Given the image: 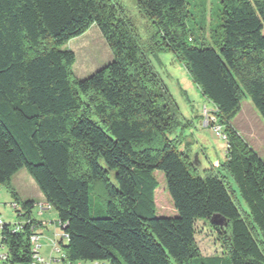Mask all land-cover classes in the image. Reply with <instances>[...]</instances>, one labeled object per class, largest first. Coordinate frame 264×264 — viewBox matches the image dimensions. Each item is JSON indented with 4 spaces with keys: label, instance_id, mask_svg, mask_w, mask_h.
<instances>
[{
    "label": "trees",
    "instance_id": "16d2710c",
    "mask_svg": "<svg viewBox=\"0 0 264 264\" xmlns=\"http://www.w3.org/2000/svg\"><path fill=\"white\" fill-rule=\"evenodd\" d=\"M135 1L155 29L147 47L112 0H0V185L17 205L19 224L1 227L5 263L32 262L35 202L19 199L10 184L25 169L66 234L62 264L217 261L201 256L194 227L214 214L226 221L211 225L230 263L264 264V160L231 125L245 97L264 123V0H219L214 46L188 43L187 0ZM92 24L113 58L78 79L75 55L62 47ZM161 50L176 55L213 104L226 137L220 168L246 203L244 215L223 177L211 169L196 174L168 138L178 121L148 56ZM154 172L163 175L175 216L157 213ZM97 181L107 194L104 216L89 211Z\"/></svg>",
    "mask_w": 264,
    "mask_h": 264
},
{
    "label": "rangeland",
    "instance_id": "374dc122",
    "mask_svg": "<svg viewBox=\"0 0 264 264\" xmlns=\"http://www.w3.org/2000/svg\"><path fill=\"white\" fill-rule=\"evenodd\" d=\"M189 16L186 24L191 29L187 36L190 45L197 46L201 43L207 46H214L213 41L218 40V27L220 23L218 12L220 8L219 0H187ZM123 16L132 21L135 33L146 47L150 46V36L155 31L150 20L137 8L135 0H112ZM191 39V40H190ZM70 49L75 55L72 65L73 75L78 79L90 76L98 69L105 66L112 60V54L105 43L99 29L92 24L83 34L71 38L62 47ZM149 60L154 73L162 80L166 90L172 99V114L176 116L178 125L175 130L168 135L175 145L188 154L190 161L196 170V174L202 176L204 170H213L223 177L226 186L231 191V198L237 206L241 215L248 212V207L241 198L236 184L232 178L221 170L226 154V141L217 136L211 127L203 126L206 117L205 112L213 110V104L205 99L199 89L192 84L186 71L170 50H161L155 54H149ZM208 115V114H207ZM231 125L244 140V142L254 152L264 160V123L251 105L249 98L245 97L241 101L240 110L231 120ZM158 186L154 192V201L159 216H175L176 212L172 208L169 195L165 189V181L161 172H154ZM107 176L114 182L112 172ZM15 184L22 192L27 194V198L35 202L32 209V216L35 219L47 220L49 222V235L46 239L38 241L48 244L54 238V232L60 233L58 226L57 211L52 208L49 213L39 217L36 212V204L41 195L34 180L28 175L25 169H20L15 176ZM0 189H6L0 185ZM107 194L102 182H93L89 188V211L91 216H104L105 202ZM9 214L14 217L15 211L8 205ZM195 242L199 252L203 257H219V260L202 261L194 259L193 264H231L226 253V242L222 236L206 219L195 220ZM56 238V237H55ZM60 240V237L58 241ZM258 240V239H257ZM63 243L66 241L63 240ZM48 247V246H47ZM45 246L40 248L44 255ZM60 254L55 253L54 257ZM79 264V263H78ZM80 264H88L81 262Z\"/></svg>",
    "mask_w": 264,
    "mask_h": 264
},
{
    "label": "crops",
    "instance_id": "0c3cea01",
    "mask_svg": "<svg viewBox=\"0 0 264 264\" xmlns=\"http://www.w3.org/2000/svg\"><path fill=\"white\" fill-rule=\"evenodd\" d=\"M186 75H187V73H186ZM188 78H189V76H188ZM192 84H193V82H192ZM16 174L17 173H15L12 176L10 184L14 188V190L16 191L17 196L19 197V199H21V200H26L27 199L28 200L27 194L25 192H22L19 189L18 185L15 184V179L14 178H15ZM39 196L40 197H39L38 202L36 204L37 205L36 208H38L36 214L39 217H43L46 214L45 212L49 213V211L52 209V207L49 205V207L46 208L45 205H46L47 202L45 201L43 195L41 194ZM13 203H14V200H13L12 196L10 195V193L8 192V190L7 189H0V219L2 220L3 223H7V224H11L12 225V224L17 222L18 219H17V215H16V211H15L17 209V205L14 203L16 205V207H14L12 205ZM9 204H10V206L13 207V209L15 211L14 217L9 214V211H8V205ZM40 205H42V206H40ZM31 213H32V211H31ZM35 220L38 221V224H36V230L35 231L39 234V240L41 242V240L43 238L46 239V237H48L47 234L49 235V229H48L49 222L47 220H41V219L40 220L39 219H35ZM57 224H58V222H57ZM60 233L54 232V236L56 238L54 237V238L50 239L49 245L48 244H45V245L42 244L41 245V243H40V248L41 249H42L43 246H45L46 248H45L44 255L40 251L38 252L39 256L44 259V261L39 263V264H62L59 261V257H54V254L55 253L59 254V252L56 251V248L53 245L54 242H56V244H59L58 239L60 237ZM40 248H39V250H40ZM5 252H6V247L1 243V228H0V255L5 253ZM0 263H2L1 259H0Z\"/></svg>",
    "mask_w": 264,
    "mask_h": 264
},
{
    "label": "built area",
    "instance_id": "2783aa9c",
    "mask_svg": "<svg viewBox=\"0 0 264 264\" xmlns=\"http://www.w3.org/2000/svg\"><path fill=\"white\" fill-rule=\"evenodd\" d=\"M213 111H214V109L212 110V112L210 113V115H209V113L205 112L206 117H205V119L203 121V126L211 127L217 136H219L223 140H225L226 137L222 133V126L219 125L216 122V119H215V116L213 114ZM12 205L14 207H16V205L14 203ZM40 206H42V205H40ZM45 207L48 208L49 205L46 203ZM3 224L4 223L0 219V228L3 226ZM12 227L15 230H17L19 228V224L18 223H14V224H12ZM35 230H36V225H33L32 229H31L32 234H31L30 239H29L30 244H31L32 253H33L32 254V262L30 264H39V263H41V262L44 261V259L42 257H40L39 256V253H38L39 252V248H40V243L38 242L39 241V234ZM63 240L66 241V234L63 233L62 230H61L60 240L59 241H63ZM53 245L56 248V251L59 252V254H60V256H58L59 257V261L62 263V261H61L62 254L60 253L59 244H56V242H54ZM6 252L0 255V259L2 261V263H0V264H7V263H5V261H6V254H7ZM88 264H104V263L103 262H100V261H94V262H89Z\"/></svg>",
    "mask_w": 264,
    "mask_h": 264
},
{
    "label": "water",
    "instance_id": "95a60500",
    "mask_svg": "<svg viewBox=\"0 0 264 264\" xmlns=\"http://www.w3.org/2000/svg\"><path fill=\"white\" fill-rule=\"evenodd\" d=\"M211 222L219 227H223L226 225V221L224 218L220 217L218 214H214L211 216Z\"/></svg>",
    "mask_w": 264,
    "mask_h": 264
}]
</instances>
